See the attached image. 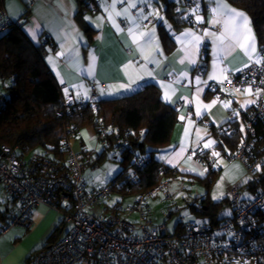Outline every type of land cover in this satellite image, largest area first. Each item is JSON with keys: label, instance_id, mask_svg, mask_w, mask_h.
<instances>
[{"label": "crops", "instance_id": "0c3cea01", "mask_svg": "<svg viewBox=\"0 0 264 264\" xmlns=\"http://www.w3.org/2000/svg\"><path fill=\"white\" fill-rule=\"evenodd\" d=\"M86 3L88 7L78 0H34L31 5L27 0H2L9 17L22 20V30L32 44L48 41L44 44L45 63L63 96L97 101L130 95L148 84L155 86L162 102L176 108L178 115L169 143L156 152L155 159L181 174L189 173L191 160L200 163V155L205 161L200 164L216 173L212 168L216 145L212 128L229 124L245 137L242 113L254 105L249 89L222 86L233 71L258 60L259 43L249 16L225 0H196L187 9L191 23L173 29L164 7L155 0ZM160 30L173 42L169 51ZM202 62L205 68L198 74ZM96 143L101 145L97 136L84 128L70 146L76 152L84 151L82 156L88 158L96 156ZM250 198L240 200L239 196L238 202ZM105 200L96 214L110 207ZM7 209L11 216L14 211L0 184V213ZM3 219L0 216V225ZM67 225L60 212L38 205L29 228L14 227L0 238V264H31L32 252L63 238Z\"/></svg>", "mask_w": 264, "mask_h": 264}, {"label": "built area", "instance_id": "2783aa9c", "mask_svg": "<svg viewBox=\"0 0 264 264\" xmlns=\"http://www.w3.org/2000/svg\"><path fill=\"white\" fill-rule=\"evenodd\" d=\"M27 1L29 5L34 2ZM22 24L21 19L9 17L0 0V34L10 25ZM52 49L57 51L56 46ZM258 49L257 61L233 71L222 83L231 90L249 89L254 100L244 118L246 139L228 159L242 161L256 187L251 198L242 203L238 202L237 190L231 191L230 216L215 224L181 220L172 232L164 224L156 225L149 202L158 195L170 199L166 180L135 195L126 207L118 202L110 213L96 214L95 209L110 196L111 189L108 185L87 188L83 172L94 157L82 160V154L71 148L70 142L77 135L71 124L64 128L63 143L68 153L62 164L41 154L20 157L16 147L0 144V184L6 203L14 211L0 225V238L14 227L29 228L33 209L45 205L60 212L69 228L60 240L36 248L31 264H264V184L255 182L257 171L264 166V144L259 143L262 136L256 133L258 126L264 128V42ZM204 66L203 62L198 66V74ZM14 79L15 75H10L1 81V88L9 89ZM85 104L72 94L63 96L64 112ZM218 129L232 132L229 124ZM116 143L115 157L121 154L126 141ZM197 159L205 163L200 155ZM144 164L138 161L136 166Z\"/></svg>", "mask_w": 264, "mask_h": 264}, {"label": "trees", "instance_id": "16d2710c", "mask_svg": "<svg viewBox=\"0 0 264 264\" xmlns=\"http://www.w3.org/2000/svg\"><path fill=\"white\" fill-rule=\"evenodd\" d=\"M78 1L80 5L88 7L86 0ZM195 1L179 0L176 3L171 0H155L161 8L164 7V14L173 29L191 23L192 18L187 14V9ZM225 1L249 16L258 43H263L264 0ZM25 14L26 12L23 16ZM89 31L88 28L87 32ZM160 37L166 50H171L174 46L171 39L161 30ZM47 43L48 41L44 40L41 44H32L22 26L10 25L0 35V81L15 75L14 83L9 89L4 90L5 93L0 91V144L16 147L20 157L41 154L62 164L65 163L68 153L63 143L64 128L72 124L77 133L81 129L89 128L101 143V153L94 156L87 165L97 166L105 159L107 152H110L112 161L120 164L119 172L106 184L110 187L111 194L117 193L121 199L128 196L132 200L135 195L156 187L160 181L169 182L173 177H177L179 171L168 168L155 159L156 152L169 143L173 126L178 121L176 108L162 102L159 90L148 84L133 94L97 101L92 98L86 101L87 104L64 112L63 94L44 59V44ZM247 113H242V118H245ZM223 126L212 128L211 132L216 141L215 149L229 157L246 139V135L244 137L240 129L231 125L232 132L219 131L218 128ZM256 133L261 134L259 143L264 144V128L258 126ZM117 140H125L126 145L121 154L115 157L113 149ZM82 152L84 151L77 153ZM86 156L81 159L84 160ZM138 161H144L145 164L138 168ZM208 173L216 174L215 171ZM257 175L255 182L264 184V166L257 171ZM197 180L204 179L194 176V181ZM246 185L251 192L255 191L256 185L253 181ZM196 204H199L198 207ZM189 205L197 214L207 216L209 223L215 224L222 219L218 210L223 205V200L214 202L208 194H204L199 199L195 198ZM8 211L7 209L0 213L4 221L10 216ZM111 211L112 206L105 207L101 213ZM170 216L172 211L166 214L165 219ZM177 227L178 224L174 229Z\"/></svg>", "mask_w": 264, "mask_h": 264}, {"label": "rangeland", "instance_id": "374dc122", "mask_svg": "<svg viewBox=\"0 0 264 264\" xmlns=\"http://www.w3.org/2000/svg\"><path fill=\"white\" fill-rule=\"evenodd\" d=\"M1 84L2 82L0 81V91L5 93L1 88ZM208 146H210V143H208ZM94 147V154L99 155L102 151V146L96 143ZM213 153L212 168L217 170L216 174H209L206 166L201 165L196 160H191L187 167L189 173H181L177 177L170 179L167 190L170 199H163L158 195L154 200L152 199L153 201L149 202L151 204L152 219L156 225L164 224L167 230L172 232L181 220L183 222H207V216L197 214L189 205V203L192 204L195 198L199 199L204 194H208L209 198L214 202L223 200V205L218 210L220 216H230L232 214L231 191L234 188L238 190L240 200L251 196L245 186V184L251 181V175L244 163L239 159L224 158L219 154L217 149ZM110 157V152H107L105 159L97 166L93 167L85 164L83 177L89 188H102L119 172L120 164L112 161ZM156 158H159V155ZM194 176H198V178L204 180L194 181ZM188 199L190 200L189 202H187ZM105 201L109 206L122 201L121 206L126 207L131 202V197L126 196L121 199L119 194L112 193ZM171 211L172 216L169 219H165L163 213L168 214Z\"/></svg>", "mask_w": 264, "mask_h": 264}]
</instances>
